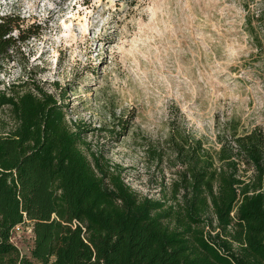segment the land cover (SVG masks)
<instances>
[{"label": "trees", "instance_id": "obj_1", "mask_svg": "<svg viewBox=\"0 0 264 264\" xmlns=\"http://www.w3.org/2000/svg\"><path fill=\"white\" fill-rule=\"evenodd\" d=\"M0 21L4 74L41 30L16 14ZM84 134L53 93L0 79V264H264L263 126L227 121L217 148L173 130L176 177L160 199L133 190L102 154L88 156ZM27 223L25 253L11 237Z\"/></svg>", "mask_w": 264, "mask_h": 264}, {"label": "rangeland", "instance_id": "obj_2", "mask_svg": "<svg viewBox=\"0 0 264 264\" xmlns=\"http://www.w3.org/2000/svg\"><path fill=\"white\" fill-rule=\"evenodd\" d=\"M12 7L18 11L16 5ZM170 8L175 9L174 18L184 19L190 28L177 32L180 44L176 48L172 41L174 54L165 59L161 53L167 84L161 81L159 91L146 90L118 56L115 68L109 64V46L118 35L111 26L121 23L119 12L109 21L107 34L87 53L86 62L72 64L69 51L57 49L54 67L47 58L51 41L43 37L50 36L55 12L46 9L48 16L42 23L37 17L31 18L37 23L24 18L26 24L40 26V34L21 43L15 60L7 62L6 72L0 74L6 85L36 82L64 101L68 122L84 127L86 154H102L133 190L158 199L170 195L176 177L167 143L173 130L189 132L202 138L205 146L217 148L216 135L227 121L236 120L240 130L264 127V18L253 20L254 34L248 23L264 11V0H179V7L172 0ZM42 40L44 51L33 62ZM152 79L150 73L148 80ZM151 149L161 150L163 159L158 160ZM15 235L21 250L28 253L31 225L17 227Z\"/></svg>", "mask_w": 264, "mask_h": 264}, {"label": "clouds", "instance_id": "obj_3", "mask_svg": "<svg viewBox=\"0 0 264 264\" xmlns=\"http://www.w3.org/2000/svg\"><path fill=\"white\" fill-rule=\"evenodd\" d=\"M171 3L172 0H135V3L132 0H89L87 4L85 0H0V16L16 14L27 18L29 23H37L31 19L37 17L42 23L43 18L48 16L46 9L53 10L52 31L43 40L51 41L47 45L50 53L47 58L54 67L59 58L57 49H67L72 64L77 60L86 62L89 58L87 53L96 48L98 38L107 34L109 21L119 12L121 14L117 19L121 23L111 26L118 29V35L115 43L109 46V64L115 68L118 56L123 68L134 75L146 90L154 88L159 91L157 85L161 81L167 84L162 74L164 62L161 53L165 59L170 52L174 54L172 41H175L176 48L180 44L177 32L183 33L190 28L184 19L174 18L175 9L170 8ZM13 5L18 7V11L13 9ZM43 40L37 47L36 55L31 57L33 62L44 51ZM91 58L95 60V53ZM150 73L153 77L151 81L148 80ZM112 75L116 77L115 72ZM113 83L116 84V79Z\"/></svg>", "mask_w": 264, "mask_h": 264}, {"label": "built area", "instance_id": "obj_4", "mask_svg": "<svg viewBox=\"0 0 264 264\" xmlns=\"http://www.w3.org/2000/svg\"><path fill=\"white\" fill-rule=\"evenodd\" d=\"M17 227H19V225H18ZM17 227L15 228V230H14V232H13V235H12V237H11V240H12L15 244L18 245V243H17V241H16V235H15Z\"/></svg>", "mask_w": 264, "mask_h": 264}]
</instances>
